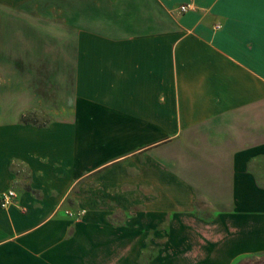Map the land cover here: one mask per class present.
Returning a JSON list of instances; mask_svg holds the SVG:
<instances>
[{"label": "crops", "instance_id": "1", "mask_svg": "<svg viewBox=\"0 0 264 264\" xmlns=\"http://www.w3.org/2000/svg\"><path fill=\"white\" fill-rule=\"evenodd\" d=\"M2 6L42 16L61 49L35 81L46 120L0 108V264L264 254V0Z\"/></svg>", "mask_w": 264, "mask_h": 264}, {"label": "rangeland", "instance_id": "2", "mask_svg": "<svg viewBox=\"0 0 264 264\" xmlns=\"http://www.w3.org/2000/svg\"><path fill=\"white\" fill-rule=\"evenodd\" d=\"M38 15L27 12L26 7L0 8V108L3 107L6 117V111H10V116L24 111L20 114L22 119L32 122H43L47 118L44 111L34 109L41 105L43 96L41 92L34 91L35 86L41 88V84H35V81L43 79L42 64L48 63V57L52 60L57 57L61 49L60 38L54 35L58 30L48 29L49 22L42 23V16ZM51 62L57 64V61ZM51 80L50 88L53 89L58 85V78ZM197 173L191 175L195 177ZM153 254L147 252L146 259ZM233 264H264V254L244 257Z\"/></svg>", "mask_w": 264, "mask_h": 264}, {"label": "built area", "instance_id": "3", "mask_svg": "<svg viewBox=\"0 0 264 264\" xmlns=\"http://www.w3.org/2000/svg\"><path fill=\"white\" fill-rule=\"evenodd\" d=\"M191 8V5H182L179 7V11L180 12H185L188 9ZM15 197V193L12 190H9L7 192H4L1 196L0 199V205L2 208H7L8 206H10L12 204V199ZM83 211L77 212V213H72V212H68V215L70 217H73L75 219H79L82 215H83Z\"/></svg>", "mask_w": 264, "mask_h": 264}, {"label": "trees", "instance_id": "4", "mask_svg": "<svg viewBox=\"0 0 264 264\" xmlns=\"http://www.w3.org/2000/svg\"><path fill=\"white\" fill-rule=\"evenodd\" d=\"M23 122H26L25 120L22 119Z\"/></svg>", "mask_w": 264, "mask_h": 264}]
</instances>
